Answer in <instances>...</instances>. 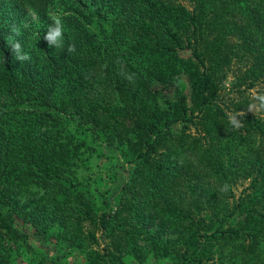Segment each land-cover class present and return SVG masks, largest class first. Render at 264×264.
Wrapping results in <instances>:
<instances>
[{"label":"trees","instance_id":"1","mask_svg":"<svg viewBox=\"0 0 264 264\" xmlns=\"http://www.w3.org/2000/svg\"><path fill=\"white\" fill-rule=\"evenodd\" d=\"M18 1L38 22L26 45L0 11V264H56L26 227L84 264H264V0Z\"/></svg>","mask_w":264,"mask_h":264},{"label":"rangeland","instance_id":"2","mask_svg":"<svg viewBox=\"0 0 264 264\" xmlns=\"http://www.w3.org/2000/svg\"><path fill=\"white\" fill-rule=\"evenodd\" d=\"M185 4H188L187 1H184ZM4 9L7 10L6 17L2 18L5 20V23H8L11 26V31L14 34L23 33L25 34L26 45L28 44L30 39H33L36 35V21L37 16L35 13L30 12V10H22V6L19 4L18 0H0V11ZM65 12V5L56 3L53 6V9L50 10L49 13L61 15ZM5 17V16H4ZM38 22V21H37ZM45 22L44 20L39 19V24ZM12 33V34H13ZM13 34V35H14ZM235 68L232 67L228 72V79L231 80L233 78V70ZM229 83V82H228ZM228 86V85H227ZM259 85H256L251 89L253 95L257 94V90ZM99 150L102 155L98 157V159H94L93 168L88 171V174L95 172L96 174L92 176V179L95 178L96 185L100 186L102 190L108 189L109 199L112 203H114L115 196L119 189L121 183L127 178V164H125L118 152L111 147L100 146ZM94 174V173H93ZM247 182H244L243 185L237 184L234 188V192L236 195L239 194L242 187L246 186ZM26 230L29 232V241L32 246L36 249H45L46 251H50L49 248L54 252V261L56 264H84L81 255H77L76 253L65 252L64 248L61 244H57L54 241L46 240L42 238L40 234H35L33 228L26 227ZM100 235V232L97 233V236ZM103 243L101 241L99 247H102ZM58 253V256L55 254ZM139 258L142 259H128L127 264H171V261L168 258H159V257H144L143 255ZM52 259V258H51ZM21 264H27L26 259L21 260Z\"/></svg>","mask_w":264,"mask_h":264},{"label":"clouds","instance_id":"3","mask_svg":"<svg viewBox=\"0 0 264 264\" xmlns=\"http://www.w3.org/2000/svg\"><path fill=\"white\" fill-rule=\"evenodd\" d=\"M50 19L55 23L56 28L52 29L51 25L49 26V32L52 34L46 37V39L56 43L57 47H60L62 45V37H63V32H64V24H63L62 16L58 14L50 13ZM20 47L21 45L17 42L13 44L12 51L18 52ZM68 51L69 52L75 51V46L74 45L69 46ZM28 58H29L28 56H25L23 58L17 56V59H28ZM258 99L264 102V96L258 97ZM233 124L237 128L241 126L240 124H236L234 120H233Z\"/></svg>","mask_w":264,"mask_h":264}]
</instances>
